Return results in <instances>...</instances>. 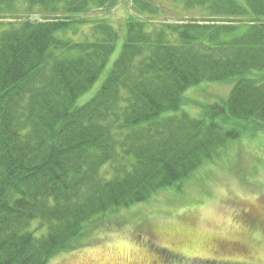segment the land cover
Instances as JSON below:
<instances>
[{
    "label": "trees",
    "instance_id": "16d2710c",
    "mask_svg": "<svg viewBox=\"0 0 264 264\" xmlns=\"http://www.w3.org/2000/svg\"><path fill=\"white\" fill-rule=\"evenodd\" d=\"M18 1L41 17L0 20V264H47L107 212L181 190L264 120V0H184L191 13L167 23L152 21L163 3L131 0L124 38L103 20L84 40L64 35L75 15L121 0L0 6ZM203 82L231 89L178 114Z\"/></svg>",
    "mask_w": 264,
    "mask_h": 264
},
{
    "label": "rangeland",
    "instance_id": "374dc122",
    "mask_svg": "<svg viewBox=\"0 0 264 264\" xmlns=\"http://www.w3.org/2000/svg\"><path fill=\"white\" fill-rule=\"evenodd\" d=\"M157 1L166 8L153 23L181 21L191 13L184 0ZM132 14L131 0H121L110 12L76 14L79 23L64 35L84 40L105 20L124 38ZM24 17H41L39 8L20 1L11 9L0 6L3 23ZM102 78L80 102L93 95ZM230 89L222 82L192 86L177 113L198 116L204 104L226 97ZM95 225L88 226L81 244L47 264H264V120L250 122L239 137L229 139L183 181L181 190L170 187L147 201L109 211Z\"/></svg>",
    "mask_w": 264,
    "mask_h": 264
},
{
    "label": "flooded vegetation",
    "instance_id": "af4514ba",
    "mask_svg": "<svg viewBox=\"0 0 264 264\" xmlns=\"http://www.w3.org/2000/svg\"><path fill=\"white\" fill-rule=\"evenodd\" d=\"M255 218V217H254ZM253 221V216L251 215V216H249V222L251 223ZM254 225L256 224V225H258L257 224V222L256 221H254V223H253ZM239 244H237V243H235V244H233V246H238Z\"/></svg>",
    "mask_w": 264,
    "mask_h": 264
}]
</instances>
